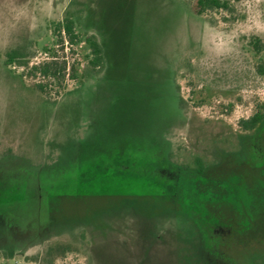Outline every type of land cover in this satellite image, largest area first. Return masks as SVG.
Masks as SVG:
<instances>
[{
    "label": "rangeland",
    "instance_id": "1",
    "mask_svg": "<svg viewBox=\"0 0 264 264\" xmlns=\"http://www.w3.org/2000/svg\"><path fill=\"white\" fill-rule=\"evenodd\" d=\"M228 1L195 16L186 0H0V264H45L57 244L70 251L53 264H264V129L238 125L264 101V52L249 46L264 44V0ZM65 11L98 37L105 68L49 103L5 54L46 59ZM82 50L64 56L83 65ZM143 153L156 176L198 180L197 157L206 180L252 196L239 208L190 181L136 192L109 177L83 193L82 170Z\"/></svg>",
    "mask_w": 264,
    "mask_h": 264
},
{
    "label": "trees",
    "instance_id": "2",
    "mask_svg": "<svg viewBox=\"0 0 264 264\" xmlns=\"http://www.w3.org/2000/svg\"><path fill=\"white\" fill-rule=\"evenodd\" d=\"M189 5L191 13L195 16H201L212 11H224L230 12L231 6L228 0H186ZM81 18L79 15L72 11H65L62 19L60 21L54 22L51 25L52 35L55 39L54 47H44L42 52L46 55V59L30 64V59L34 57V54H27L21 49H15L7 52L5 54L4 64L6 67H18L22 68L23 71L20 73L22 79L31 80L32 88L37 91L40 96L49 103H54L51 101L52 98L56 99L63 94L68 93L65 82L70 80L78 84V89H80L84 83L94 77L99 75L105 68V52L102 43L99 42L98 37L95 34H89L80 30ZM75 46L80 48L83 52H87L83 55V65L80 63L70 64L67 61L65 55V46ZM249 46L255 53L264 52V44L257 38H252L249 42ZM71 51V49H70ZM59 52H61L59 54ZM256 74L264 78V63L256 67ZM179 89V87H178ZM55 101V100H54ZM185 104L184 99L181 97L179 102V107L182 108ZM239 128L245 133H255L259 129H264V101L257 105L255 113L246 120H241L238 123ZM144 156L141 159L142 163L132 164V158L127 160H118L115 163L116 170L109 171L107 168H102L100 166L96 167L91 171H83L81 173L83 193L91 194L89 183L101 178H115L117 181L122 179H133L135 180L136 192H141L145 187V183H139L141 181H149L152 179L157 183L158 187L161 188H175V183L178 184L182 181H190L193 183V187L196 190L203 189L212 195L211 200L214 202L227 201L234 204L236 207L244 206L243 201H247L252 195L250 191L245 187L238 184L233 185V189L230 186L219 185L216 182L208 181L203 177L204 166L200 158H194L193 165L194 171L199 175L198 180H191L189 178H168L164 176L154 175V166L158 162L157 158H154V162L148 161L150 157L143 153ZM121 155V154H119ZM154 164V165H151ZM134 167V170L130 169V166ZM90 172V174H89ZM185 179V180H183ZM187 179V180H186ZM164 184V182H168ZM173 183L172 185L170 184ZM200 183L204 184L201 187ZM88 185V186H87ZM114 193L126 196H138L139 193L133 195L123 192V186H117V188H111ZM232 190V191H231ZM249 194L247 195V193ZM209 194V195H210ZM234 197L238 200H233ZM247 197V198H245ZM218 201V202H219ZM201 210H205L204 203L200 205ZM70 251V247L67 245L57 244L55 246L49 247L45 253L44 259L45 264H53L55 258L63 257ZM7 260L12 258V253L5 254Z\"/></svg>",
    "mask_w": 264,
    "mask_h": 264
}]
</instances>
